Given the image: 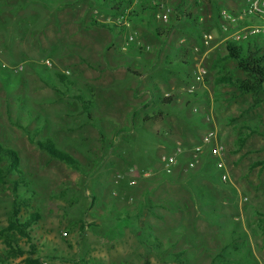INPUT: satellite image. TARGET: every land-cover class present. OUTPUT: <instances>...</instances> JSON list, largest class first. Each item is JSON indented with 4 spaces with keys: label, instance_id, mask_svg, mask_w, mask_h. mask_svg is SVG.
<instances>
[{
    "label": "rangeland",
    "instance_id": "obj_1",
    "mask_svg": "<svg viewBox=\"0 0 264 264\" xmlns=\"http://www.w3.org/2000/svg\"><path fill=\"white\" fill-rule=\"evenodd\" d=\"M111 1L0 0V145L18 158L17 171L3 178L11 163L0 152V264H180L179 254L183 264H264V93L254 106V95L216 83L224 74L242 77L235 63H219L240 26L225 32L218 17L239 15L248 0H138L120 11ZM206 32L216 41L204 55ZM250 39L264 54V33L239 42ZM169 42L181 45L184 60ZM133 54L156 65L126 63ZM137 67L148 71L146 85L158 86L165 69L185 73L178 77L187 83L134 108L124 75L138 76ZM209 130L224 147L225 169L206 146L187 170ZM38 141H52L80 169L52 159ZM178 147L186 151L165 174L162 158ZM17 195L32 197L40 216L31 240L5 233ZM8 239L24 254L11 255Z\"/></svg>",
    "mask_w": 264,
    "mask_h": 264
},
{
    "label": "trees",
    "instance_id": "obj_2",
    "mask_svg": "<svg viewBox=\"0 0 264 264\" xmlns=\"http://www.w3.org/2000/svg\"><path fill=\"white\" fill-rule=\"evenodd\" d=\"M111 3V10L120 11L124 8H129L132 5V0H112ZM147 10H151L153 12L156 10V8L148 7ZM130 16H132V14ZM189 18L193 20L191 16H189ZM131 21H133L132 17ZM101 26L108 27L107 24H101ZM246 44L247 46H245L244 42H236L234 40H229L226 42V54L222 56V58L219 60V63L221 65L231 62L235 63L237 70L242 73V77L224 74L217 78L216 83L235 89L241 96L254 95L255 98L253 105L258 106L262 103V99L257 96L261 93H264V54H261L263 49L256 42V40L250 39L246 42ZM60 78L62 81L66 80L65 76L60 75ZM80 100L82 101L84 109L89 111L87 102L83 101L81 98ZM173 100V97H168L164 99V103L169 104ZM162 115V113H158V117H161ZM37 144L39 148L46 152L52 159L59 160L75 170L80 169L79 162L71 155L58 150L52 141H38ZM0 152L6 154L11 163L8 171L3 173V178H5L8 177V175L13 170L17 171L18 158L14 152L3 149L1 145ZM24 209L29 211L25 216L24 214H21ZM31 210L32 197L30 199H24L17 195L12 206V212L9 218V227L5 230V233H8L9 231H15L23 238L31 240L30 229L40 219L39 214L32 213ZM3 237H6V235L3 234ZM6 244H8L10 253L14 257L24 254V251L15 246L12 240H6ZM180 256L182 255H177V261L180 264H183L184 262L180 260Z\"/></svg>",
    "mask_w": 264,
    "mask_h": 264
},
{
    "label": "built area",
    "instance_id": "obj_3",
    "mask_svg": "<svg viewBox=\"0 0 264 264\" xmlns=\"http://www.w3.org/2000/svg\"><path fill=\"white\" fill-rule=\"evenodd\" d=\"M132 1H133V4H135L137 3L138 0H132ZM161 9H164L163 10L164 13L159 15V19L161 18L163 19V21L167 22L168 16H169L168 13L170 12V10L163 6L161 7ZM250 17H254L256 18V20H260V21L262 20L264 22V0H248V6L241 12L240 16L232 15L225 10L222 11L219 15V23H220L222 30L227 32L229 31L231 26L237 25L240 18H250ZM126 24L129 25L128 22ZM260 31L264 33V26L262 28H259L253 24L248 25L243 30L236 33L237 38H235L234 41L239 42L240 40L246 39L248 35L249 36L254 35ZM134 40H135L134 37L131 36L129 40L126 42V45L122 47L123 51H125L129 47V44L133 43ZM215 40L216 38L213 33L206 32V33L201 34L202 47L206 48L207 50L209 48L211 49L212 44L215 42ZM148 49L149 47H146V50ZM196 51H198V49H196ZM13 69L16 72H18L22 68L14 67ZM202 73L203 72H200L197 76L198 82H203L204 76ZM193 111L198 112L196 108ZM206 120L209 121V120H212V118L210 116H207ZM206 146H213L214 149H213L212 155L213 157L217 158L216 160L217 168L220 170L225 169V164L222 159V153H223L224 147L219 144L216 133L213 130H209V131H206L202 135L201 144L193 147L191 158L186 166L187 170H193L194 168H196V166L200 162V155L203 151V148ZM185 151L186 150H183L182 148L178 147L173 153L164 156L162 158V165H163L162 171L165 174H170L173 168L178 164L179 157ZM221 179L222 181L226 182L228 180V175L223 173L221 176Z\"/></svg>",
    "mask_w": 264,
    "mask_h": 264
},
{
    "label": "crops",
    "instance_id": "obj_4",
    "mask_svg": "<svg viewBox=\"0 0 264 264\" xmlns=\"http://www.w3.org/2000/svg\"><path fill=\"white\" fill-rule=\"evenodd\" d=\"M149 1V0H148ZM165 1V0H164ZM153 1H151L150 2V5H151V3H152ZM166 2V1H165ZM149 3V2H148ZM147 3V0H146V4H148ZM163 3V2H162ZM165 7V4H162L161 5V7ZM151 7H154V6H152L151 5ZM157 6H155V8H156ZM161 7H160V9H161ZM225 11H229V10H225ZM229 13L230 14H232V15H235V16H240L241 15V12H240V14L239 15H236L234 12H230L229 11ZM184 19H180L179 18V23L180 22H182ZM190 20V19H189ZM250 21L251 20H249V18H240V20H239V22L237 23V25H236V27H239L240 26V28L236 31L237 33L239 32V31H241V30H243L245 27H247L248 25H250ZM145 24H146V22H144ZM218 23H219V21H218ZM147 25V24H146ZM182 25V24H181ZM219 26H220V24H219ZM242 26V27H241ZM221 27V26H220ZM215 36V35H214ZM229 37H231V36H229ZM229 37H227V38H225L226 40L227 39H229ZM215 38H216V36H215ZM216 41V40H215ZM171 42V41H170ZM169 42V43H170ZM175 43V44H174ZM172 44H174L173 46H171ZM218 45H220V43L219 42H216V46H218ZM168 49H171V54L173 53V55H174V53H175V50L179 47L180 49H181V52H182V54H183V56H184V52H185V50H183L182 48H181V45L179 44V43H177V42H172V43H170V44H168ZM215 46V47H216ZM114 50H117L116 48L114 49ZM212 51H211V49L210 50H207L206 52H205V55H207L208 53H211ZM135 54H133V55H129L130 56V58L128 59V61L126 62V63H129L130 64V62H132L133 64L135 63L136 64V66H140V64H141V68H144L145 67V65H146V67H145V69L147 70V69H149L150 67H153V66H155L156 64V60L157 59H153V57H150L149 58V63L145 60V61H143V56H141V55H138V56H134ZM174 57H175V55H174ZM186 57L184 56L183 57V60L185 59ZM185 64H186V62L185 61H183V66L185 67ZM122 65H124V63H122ZM119 66V64H114V71L113 72H115V69L117 68ZM170 66V65H169ZM140 68V69H141ZM138 67H137V71L139 72H137V71H135V72H137L138 73V76H136L135 74L133 75V74H131L130 73V71L129 70H126V73L127 74H125L124 76H125V78H127V88H128V92H129V94L131 93V106L132 107H134V108H138V109H144L147 105L146 104H148L147 102H148V99L150 98H152V95H154L155 94V92H163L164 90H166V91H170V90H176V91H180L181 89H183L184 87H183V85L182 84H184V83H187V82H185V81H183V79H180L178 76H181V75H184L185 76V73H181V75H180V73H174V72H171V70L170 69H165L166 70V73L165 74H163V75H161V76H159V77H157L156 79H155V83L156 84H158V86L157 85H155V86H153V85H151L150 83H147V85L145 84V79L147 78V75L149 74L148 73V71H145V72H141V70H140ZM170 70V71H169ZM150 74H152V73H150ZM178 77V78H177ZM182 78V77H181ZM168 79V80H167ZM184 79H186V78H184ZM138 81V82H137ZM141 81V82H140ZM148 82V81H147ZM162 84V85H161ZM156 87H158V88H156ZM136 102H139V105H137V104H135ZM143 102V103H142ZM137 105V106H136ZM149 105V104H148Z\"/></svg>",
    "mask_w": 264,
    "mask_h": 264
}]
</instances>
